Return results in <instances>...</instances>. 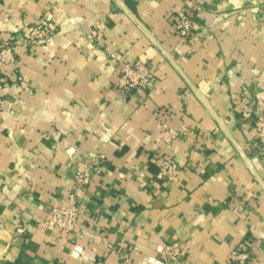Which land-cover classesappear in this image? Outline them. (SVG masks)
Listing matches in <instances>:
<instances>
[{
    "label": "crops",
    "instance_id": "1",
    "mask_svg": "<svg viewBox=\"0 0 264 264\" xmlns=\"http://www.w3.org/2000/svg\"><path fill=\"white\" fill-rule=\"evenodd\" d=\"M46 17L53 41L0 64V264H231L236 248L264 264V0H0V37ZM123 60L155 83L122 93ZM164 124L187 129L164 141ZM89 152L80 226L59 231L47 218ZM172 243L186 255L166 260Z\"/></svg>",
    "mask_w": 264,
    "mask_h": 264
},
{
    "label": "built area",
    "instance_id": "2",
    "mask_svg": "<svg viewBox=\"0 0 264 264\" xmlns=\"http://www.w3.org/2000/svg\"><path fill=\"white\" fill-rule=\"evenodd\" d=\"M17 31H19L17 33ZM13 33V34H12ZM58 33V24L51 18H42L37 24L22 25L15 33L11 32L10 37L2 39L0 37V64L4 67L14 69L17 64L20 52L30 45L46 47ZM176 33L180 46H184L195 39L196 34L192 20L187 16L180 17L176 22ZM22 80V77H18ZM156 79L149 66L138 61H119L118 89L125 94H129L137 89H147L155 83ZM255 128L258 141L264 146V113H257L255 118ZM182 126L174 130L164 124L160 137L164 141H170L186 131ZM96 154L89 152L87 160L75 161L73 163V181L66 192L63 204L54 206L51 214L47 218V223L62 232H73L77 230L81 223L80 204L78 196L84 192L92 183V170ZM182 169L174 159L165 158L161 161L158 178L167 184L178 182ZM233 213L241 216L246 211V203L243 200H236ZM166 260H177L186 255L178 243L167 244L163 251ZM231 264H250L251 254L243 249H233L229 254Z\"/></svg>",
    "mask_w": 264,
    "mask_h": 264
}]
</instances>
